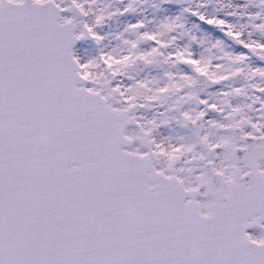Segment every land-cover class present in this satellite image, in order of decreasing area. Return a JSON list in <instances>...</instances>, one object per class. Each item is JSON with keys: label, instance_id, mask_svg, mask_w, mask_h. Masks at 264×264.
<instances>
[{"label": "snow or ice", "instance_id": "6c2138e0", "mask_svg": "<svg viewBox=\"0 0 264 264\" xmlns=\"http://www.w3.org/2000/svg\"><path fill=\"white\" fill-rule=\"evenodd\" d=\"M0 264H264V0H0Z\"/></svg>", "mask_w": 264, "mask_h": 264}, {"label": "rangeland", "instance_id": "374dc122", "mask_svg": "<svg viewBox=\"0 0 264 264\" xmlns=\"http://www.w3.org/2000/svg\"><path fill=\"white\" fill-rule=\"evenodd\" d=\"M80 43L81 42H79L76 46L79 47L80 46ZM113 43H114V41H113ZM86 47L89 48V51L90 52H92L93 54H95V51H96V46L95 45H86Z\"/></svg>", "mask_w": 264, "mask_h": 264}, {"label": "flooded vegetation", "instance_id": "af4514ba", "mask_svg": "<svg viewBox=\"0 0 264 264\" xmlns=\"http://www.w3.org/2000/svg\"><path fill=\"white\" fill-rule=\"evenodd\" d=\"M114 43H115V41H114Z\"/></svg>", "mask_w": 264, "mask_h": 264}, {"label": "water", "instance_id": "95a60500", "mask_svg": "<svg viewBox=\"0 0 264 264\" xmlns=\"http://www.w3.org/2000/svg\"><path fill=\"white\" fill-rule=\"evenodd\" d=\"M78 43V42H77Z\"/></svg>", "mask_w": 264, "mask_h": 264}]
</instances>
